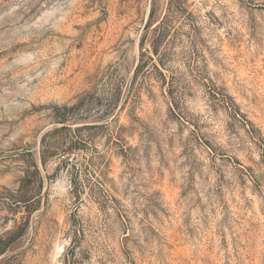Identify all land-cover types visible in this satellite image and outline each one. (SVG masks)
Returning a JSON list of instances; mask_svg holds the SVG:
<instances>
[{
    "label": "rangeland",
    "instance_id": "obj_1",
    "mask_svg": "<svg viewBox=\"0 0 264 264\" xmlns=\"http://www.w3.org/2000/svg\"><path fill=\"white\" fill-rule=\"evenodd\" d=\"M0 264H264V0H0Z\"/></svg>",
    "mask_w": 264,
    "mask_h": 264
},
{
    "label": "trees",
    "instance_id": "obj_2",
    "mask_svg": "<svg viewBox=\"0 0 264 264\" xmlns=\"http://www.w3.org/2000/svg\"><path fill=\"white\" fill-rule=\"evenodd\" d=\"M172 9H173V6H172V4L170 3V6H168L167 11H166V13L164 14V17H163V19H162V22H164V21L169 17V15H171V14H168V13L171 12ZM150 17H152V13H151V16H150ZM152 26H153V24H152V20H149V21L147 22V24L145 25V28L148 30V29H150ZM144 64H145V63H144ZM141 67H142V66L139 64V65L137 66V68H136V71H139V70L141 69Z\"/></svg>",
    "mask_w": 264,
    "mask_h": 264
}]
</instances>
